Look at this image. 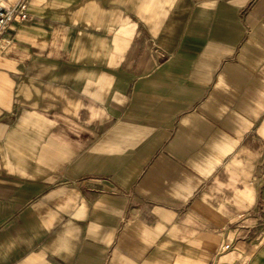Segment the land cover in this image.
Segmentation results:
<instances>
[{
  "label": "crops",
  "instance_id": "obj_1",
  "mask_svg": "<svg viewBox=\"0 0 264 264\" xmlns=\"http://www.w3.org/2000/svg\"><path fill=\"white\" fill-rule=\"evenodd\" d=\"M25 1L0 264H264V0Z\"/></svg>",
  "mask_w": 264,
  "mask_h": 264
},
{
  "label": "built area",
  "instance_id": "obj_2",
  "mask_svg": "<svg viewBox=\"0 0 264 264\" xmlns=\"http://www.w3.org/2000/svg\"><path fill=\"white\" fill-rule=\"evenodd\" d=\"M5 1L0 0V53L7 46V40L2 37V33L8 24L15 19L26 20L28 18L27 2L25 0H21L12 6H6ZM229 247L230 245H225V249Z\"/></svg>",
  "mask_w": 264,
  "mask_h": 264
}]
</instances>
